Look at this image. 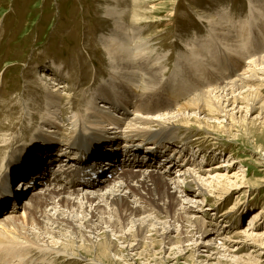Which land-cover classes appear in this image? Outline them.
Wrapping results in <instances>:
<instances>
[{
  "label": "bare ground",
  "instance_id": "obj_1",
  "mask_svg": "<svg viewBox=\"0 0 264 264\" xmlns=\"http://www.w3.org/2000/svg\"><path fill=\"white\" fill-rule=\"evenodd\" d=\"M126 1L115 0L114 5L105 7L104 16L111 20L113 27L107 36L101 35L100 41L108 54L112 74L99 82L86 103L82 97L84 92H72L73 88L68 85L77 71L67 73L66 79L69 80L64 86L55 82V74L44 72L42 77H37V85L29 84L31 94L22 92V100H12L18 108L13 114L19 112V108L21 110L18 116L20 124L24 119L38 116L36 132L31 135L21 127L11 132V127L0 125V204L5 201L0 205V212L6 211L0 216V264H67V260L74 258L78 264H108L103 259L108 258L112 262L111 254L119 256L123 250L134 252L140 245L152 246L155 243L152 237L158 238L163 249L167 244L182 249L183 242L191 241L197 254L208 251L209 242L219 241L217 253L230 256L248 240L256 243V239L261 241L264 238V231L254 233L259 223L264 222V209L251 213L246 227L236 229L229 236L231 225L219 223L229 214L243 213L245 201L240 202V206H237L239 201L231 204L219 216L218 222L206 221L207 211L212 212L213 219L216 218L217 206L227 201L230 190L244 185L240 181V186H236L240 180L238 172L220 170L229 160L204 168L194 163L197 159L198 163H205L208 156H213L212 152L199 151L198 145L178 135L182 130L186 133L185 130L191 129L193 123L196 125L193 130L197 134L206 133L209 139V130L204 126L208 119L199 118V115H211L216 106L217 113L227 118L234 113H230L227 107L232 106L230 109L233 111L238 103H243L240 94L252 91V87L264 89V53L253 54L264 49V0H247L249 13L237 26L225 20L229 17L227 7L215 3V9L196 10L199 19L214 32L217 40L213 43L207 40L210 37L201 39L202 35L199 37L194 32L181 35L186 37V49L178 54L177 65L163 90L169 93L168 99L175 101L180 95L195 91L192 84L196 81L191 83L186 75L192 73L193 67L198 69L202 61H209L217 55L215 49L219 44L228 50L230 61L235 60L241 66L245 60L246 65L243 64L242 70L239 65L235 66L241 72L229 78H224L227 73L224 71L225 75L217 76L215 67L213 76L219 80L218 83L204 87L178 106L172 109L169 106L162 111H159L158 102H163V99L152 96L160 97L164 93L152 92L164 82L169 72L170 56L165 58V53L161 54L157 39L140 35V27H144V22L154 21L177 24L179 17L175 9L180 0L170 2L172 8L168 18L153 21L143 16L146 9L138 7V0H133L135 11L128 14L123 7ZM140 1L146 2L144 5L149 4L148 0ZM158 5L150 4L146 12L153 13ZM126 15H129L128 20ZM126 21H131L132 39L125 34ZM252 29L253 36L249 35ZM177 32L180 33L179 30ZM216 59L213 58L214 61ZM25 75L31 77L34 73L30 70ZM180 77L187 79L175 80ZM174 80L179 87L173 83ZM31 95L41 100L38 106L35 99L31 100ZM113 99L119 102L117 109L109 106ZM217 101L221 105H215ZM250 105L253 106L245 109L255 108L254 104ZM240 109L241 105L236 112ZM128 112L130 116H127ZM67 124L72 127L65 128ZM20 131L21 137H16ZM85 136L93 140L99 153H105L107 148L110 150L91 159L96 173H101L100 177L86 187H68L61 174L53 181L48 173V163L55 157L50 154L57 145H79ZM65 150V157L73 159V149ZM259 159L264 169V156H259ZM119 162L131 163L133 167L119 166ZM151 165L157 166L151 168ZM30 181L34 182L31 187ZM170 185H174L176 191L180 189L189 201L179 202ZM221 185H225L224 190ZM210 197L217 203H208ZM20 209L22 214L19 216L17 210ZM79 248L91 254L98 250L102 257H86L77 251ZM203 256L205 260L212 259L210 254Z\"/></svg>",
  "mask_w": 264,
  "mask_h": 264
},
{
  "label": "rangeland",
  "instance_id": "obj_2",
  "mask_svg": "<svg viewBox=\"0 0 264 264\" xmlns=\"http://www.w3.org/2000/svg\"><path fill=\"white\" fill-rule=\"evenodd\" d=\"M114 1L115 0H0L1 126L7 125V127H11V129H13L11 132L17 131L19 127L27 129L31 135L36 132V121L38 116L33 115L32 119H24L20 124L18 116L21 110L19 108V112L13 114L14 110H17L18 108H16L15 104L12 103V100L13 102L19 99L22 100V92L24 94L26 92L25 95H28L30 90H32V88L30 89L29 84L31 83V85H37V77H42L44 72H52L51 74L58 73L56 72L57 69L58 71H61V68L63 67L62 69L64 72L61 76L64 77L65 80H59L56 78V75L53 76L55 77L56 83L64 86L66 81L69 80V78L66 79L68 77L67 73L73 74L74 71H77L73 77V81L69 80L68 85L73 88L72 92H74V90L77 91L76 93L84 92L82 97L85 103L88 99H90V97H92L90 96L91 92L94 91V88L98 86L99 82L103 79L110 78V74H112L109 71L111 70L109 66L110 61L108 54L101 44L100 37L101 35L107 36L110 29L113 27L111 20L104 16V11L107 5H114ZM171 1L173 0H148V6L150 4H159L158 7H156L158 9L151 14L146 12L149 9L147 5H144L146 2L138 0V7L146 9L144 14L142 13L143 16H147L150 19L149 21H153V19L169 17V12L172 8L170 3ZM190 1L192 0H180L179 6L176 7L175 12L179 17L177 24L166 25L163 21H154L144 22L142 23L144 27H140L142 29L140 35L152 37V40L157 39L158 41L156 44L161 47L158 45L156 46L159 47V49L161 48V54L164 55L165 53V58L170 56V63L168 66L169 72L166 73L167 76L164 78V82L155 87L159 89L153 91L152 93H162L163 90L166 89L168 85L167 79H170L171 72L177 65L176 58H179L177 57L178 54L182 53L181 51L186 49V37H181L183 33H196L199 37L202 35L201 39L210 37V39L207 40H211L213 43L217 40L214 32L206 26L205 22L199 19L196 11L197 9H215L217 5L227 7L226 11L229 17H225V20L227 19L226 21L228 23L235 26L240 24L243 18H245L249 13L247 0H193L192 3ZM161 3H163V5H161ZM119 4L121 7L124 4L123 7L127 10L126 12H128V14L135 11L133 0H127L122 5L121 2H119ZM128 16L129 15L125 16L127 20L129 19ZM127 24L125 34H128V36L132 39L134 36L131 30V21H128ZM178 30L180 33L177 32ZM253 30L254 29L251 30L249 35L252 34L253 36ZM260 31L261 29L257 32ZM125 34L124 36H126ZM222 45L223 44L220 46L219 44L215 49V53L217 55H214L209 61H202L198 69L196 67L192 68L191 66L192 69L190 72L193 74H187L186 76L187 78L189 77L188 79L186 77L175 79L178 80L186 78L187 80L190 79L191 83L196 81L195 84H192L195 91L191 94L183 95V98L179 100L177 105L175 103L170 105L171 109L183 103L200 89L210 87L218 83L219 80L214 79L215 77L213 76L215 67L218 71L217 76L226 74L227 77L225 76L224 78H229L235 74L236 77L238 73L241 72L239 70L243 64L246 65V61L243 60V64L241 66L233 59V61H230L231 59L229 60L228 58L230 56L227 55L228 50L223 49L225 46ZM260 53H264V49L253 52L254 55ZM221 54L223 56H221ZM213 58L217 59L214 61ZM172 59L173 61H171ZM52 60L54 61L53 64ZM231 62H234L235 65L233 63V66L230 65ZM51 65L53 67H51ZM237 65H239L240 69L235 67ZM208 66H210V68ZM30 70L31 73H34V75L26 77L25 74L30 72ZM210 71L213 73L211 74ZM222 71L227 73L224 74ZM203 77L205 78V81L203 80ZM212 80L213 82L216 80V82L213 83L211 82ZM208 81L213 84L208 83ZM88 82L89 84H87ZM76 85L79 87L76 88ZM80 89L82 91L79 92L78 90ZM254 89L255 87H252V91L240 94L243 97V103H238V106L241 105L239 112H236L238 110V106L235 107L233 111L230 109L232 106L227 107L230 113L234 112L233 114L228 115L227 118H224L217 113L218 109L216 106L213 107L214 109L212 110L211 115H199V118L203 117L208 119L207 124L204 126L209 130V139H207L208 135L206 133L197 134L193 130V128L196 127L193 123L190 125L192 126L191 129L188 130L187 128V130H185L187 131L186 133H184L183 130L181 133H178L179 138H186L191 144L198 145L200 147L199 151L208 150L209 152H212L211 154L214 156L213 157L211 155L210 157L206 155L208 157L203 164L198 163L199 159H197L194 163L199 164L200 167L202 166V168H204L215 167L220 161L225 160L226 163L229 160V162H227L226 165H223L220 170L222 172L227 170L234 171L239 174L238 178L240 180H238L236 186L239 187L240 183L244 186L235 190H230L231 194L227 201L217 206L219 211L216 213V218L214 217L213 219L212 212L210 211H207L208 213L205 214V219L208 223H216L218 222L219 216L225 210L229 209L231 204L239 201L237 206H240V202L245 201L244 205H242V207L244 206L243 213L241 212L242 214H229L228 218L223 220V222H219L231 225V229H229L231 232L228 233L227 236L232 235V232L236 229H244L249 223L251 213L264 209V169L260 166L262 160L259 159V156H264V89ZM40 94L42 95V93ZM31 96V100L35 99L36 105L38 106L41 100L35 95ZM217 102L214 104L221 105L220 101ZM250 104H254L255 108H252L251 110L245 109L246 107L251 108L253 106ZM9 110H12V113ZM6 111L8 112L7 114L5 113ZM10 114H12L11 118H9ZM153 117H156V115ZM40 118L43 119L44 117L40 116ZM220 124H223L225 127ZM66 127L70 128L72 126L67 124L65 125V128ZM24 132L28 136L26 131ZM21 135V131L17 132L16 137H21ZM119 168L120 167H118V169ZM146 168L149 169V167ZM31 186L32 184H30V187ZM170 186L171 191L175 193V197H177L179 202L182 203V201H189L188 198L183 197V193L180 189L176 191L174 185ZM220 188L224 190L225 185H221ZM216 201L217 200L215 198L210 197L208 203L215 204ZM5 212V210L0 212V216ZM21 214L22 210H17V215L20 216ZM256 231H258L257 233L264 231V222L259 223V226L254 230V233ZM112 238L114 237L112 236ZM152 238L155 242L152 246L149 247L140 245L134 252H131V250H123L119 256H113L111 254L113 261H108V258H105L103 259L105 260L104 263L264 264V238H262L261 241L256 239V243L248 240L246 243L241 245V247L239 245L237 250L232 251L229 254L230 256H224L217 253V251H219L218 247L220 246L219 241L209 242L210 247L207 248L208 251H199V254H197L194 249V244H190L192 243L191 241L183 242L181 244L183 245V247H181L182 249H179L178 246L175 245L171 246L170 244H167L166 249H163V245L158 241V238ZM213 247L214 249H211ZM82 250V248L77 249V251H80L85 254L86 257L92 259H98V257L101 256L98 253V250L93 254L85 253V251ZM135 252H139L140 254L134 255ZM209 254L212 256V259L205 260L203 255ZM131 256L133 257L132 259ZM64 260L65 258L63 261ZM66 263L78 264L76 258L67 260ZM59 264L62 263L59 262Z\"/></svg>",
  "mask_w": 264,
  "mask_h": 264
}]
</instances>
